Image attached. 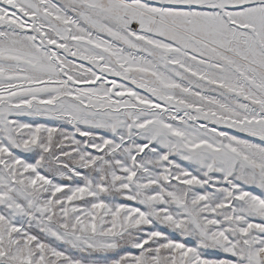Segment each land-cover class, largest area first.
<instances>
[{
  "label": "snow or ice",
  "instance_id": "1",
  "mask_svg": "<svg viewBox=\"0 0 264 264\" xmlns=\"http://www.w3.org/2000/svg\"><path fill=\"white\" fill-rule=\"evenodd\" d=\"M0 264H264V0H0Z\"/></svg>",
  "mask_w": 264,
  "mask_h": 264
}]
</instances>
